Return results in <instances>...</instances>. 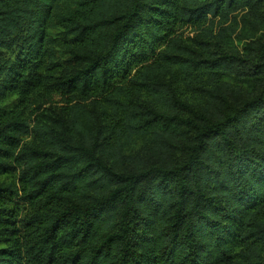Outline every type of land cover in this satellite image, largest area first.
I'll use <instances>...</instances> for the list:
<instances>
[{"label": "trees", "instance_id": "1", "mask_svg": "<svg viewBox=\"0 0 264 264\" xmlns=\"http://www.w3.org/2000/svg\"><path fill=\"white\" fill-rule=\"evenodd\" d=\"M0 177V264H264V0H0Z\"/></svg>", "mask_w": 264, "mask_h": 264}, {"label": "rangeland", "instance_id": "2", "mask_svg": "<svg viewBox=\"0 0 264 264\" xmlns=\"http://www.w3.org/2000/svg\"><path fill=\"white\" fill-rule=\"evenodd\" d=\"M187 36L193 37V39H199L202 37L198 36L199 33L197 32H190L187 31L186 33ZM192 42V41H191ZM38 106V110L35 109V107ZM63 106H64V102L62 100V98L55 94V93H49L43 97L39 98V101H37L35 103V107L34 105H32L30 107V118L32 119V123L36 122V121H42L43 118L45 119V121H48L49 123H55V121H50L51 119H59L60 117H63L64 113H63ZM93 109V108H91ZM148 135L142 137H136L135 138V142L132 143L130 146H134V148L131 150L132 152H138L141 151L144 152L148 147L146 146L148 144ZM147 139V140H146ZM146 140L144 147L143 141ZM3 179V177H0V180Z\"/></svg>", "mask_w": 264, "mask_h": 264}]
</instances>
